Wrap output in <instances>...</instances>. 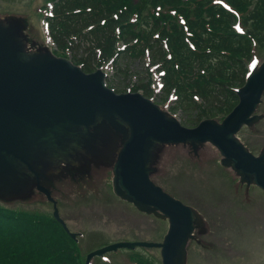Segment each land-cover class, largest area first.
Returning <instances> with one entry per match:
<instances>
[{"label":"water","instance_id":"obj_1","mask_svg":"<svg viewBox=\"0 0 264 264\" xmlns=\"http://www.w3.org/2000/svg\"><path fill=\"white\" fill-rule=\"evenodd\" d=\"M25 27L20 18L0 17V197L28 196L37 187L54 200L53 172L117 154L115 191L141 209L163 210L171 226L162 243L121 242L105 249L162 245L164 264H186L196 212L150 177L164 144L184 142L197 149L211 141L225 155L222 163L232 165L243 181L264 187V151L254 155L236 135L244 123L260 118L252 113L264 91V62L222 123L205 119L189 128L141 93H116L101 70L86 73L48 47L30 48ZM55 214L63 221L57 206Z\"/></svg>","mask_w":264,"mask_h":264},{"label":"trees","instance_id":"obj_2","mask_svg":"<svg viewBox=\"0 0 264 264\" xmlns=\"http://www.w3.org/2000/svg\"><path fill=\"white\" fill-rule=\"evenodd\" d=\"M225 1L239 14L217 0H60L51 24L56 52L65 55L67 47L75 46V62L90 72L99 65L95 46L107 58L124 42L127 49L118 52L116 76L128 84L129 62L142 60L149 47L153 61L163 62L167 69L161 101L175 92L176 109L189 124L196 125L204 117H224L238 102L234 87L244 83L253 43L264 48V0ZM180 15L190 35L179 22ZM237 19L245 33L235 30ZM73 37L81 38L88 50H80L83 43H74ZM151 81L148 72L139 74L136 89L152 96ZM133 259L137 264H159L141 253ZM0 264H84V259L53 217L0 205Z\"/></svg>","mask_w":264,"mask_h":264},{"label":"rangeland","instance_id":"obj_3","mask_svg":"<svg viewBox=\"0 0 264 264\" xmlns=\"http://www.w3.org/2000/svg\"><path fill=\"white\" fill-rule=\"evenodd\" d=\"M46 0H0V14L27 17L32 43L43 44ZM258 112L264 113L263 102ZM241 137L256 153L264 147V118L244 127ZM221 154L212 144H204L199 154L187 145H169L159 157L153 179L165 189L195 205L208 219V232L199 235L202 246L192 243L188 264H264V191L253 186L246 191L230 167L221 166ZM69 175L57 185L62 216L72 230L85 232L80 246L89 249L113 240L160 239L168 222L141 212L121 200L112 190L111 169L93 171L87 177ZM238 182V183H237ZM182 199V200H183ZM11 207L52 212L53 205L42 193L28 200L6 203ZM196 245V246H195ZM146 252L161 262L158 248ZM131 252H110L108 258H95L93 264H125Z\"/></svg>","mask_w":264,"mask_h":264}]
</instances>
